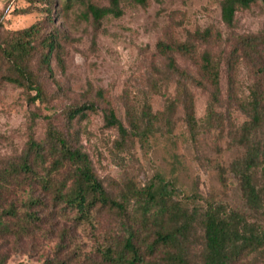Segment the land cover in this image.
I'll list each match as a JSON object with an SVG mask.
<instances>
[{"label": "rangeland", "instance_id": "obj_1", "mask_svg": "<svg viewBox=\"0 0 264 264\" xmlns=\"http://www.w3.org/2000/svg\"><path fill=\"white\" fill-rule=\"evenodd\" d=\"M64 1L52 0L50 21L45 0H0L2 41L40 22L42 35L58 34L61 42L52 52L49 67L41 64L39 52L32 59V69L45 90L43 101L30 100L37 95L36 89L7 78L8 66L0 57V167L21 155L31 131L43 140L53 125L88 153L112 194L119 195L131 181L149 182L159 170L169 179L174 177L181 196L194 194L201 202L215 198L246 209L231 165L251 142V135L246 137L243 131L249 119L246 103L264 75L260 68L264 59L255 53L262 48L260 37L251 54L242 42L247 36L264 35V0L237 10L232 25L223 20L222 0H148L147 4L120 0L117 8L112 0L76 1L70 6ZM90 4L110 11L96 19ZM208 28L213 31L209 41L193 38ZM161 40L192 41L196 48L191 53L174 52L178 68L173 70L159 52ZM205 50L221 62L218 90L200 71ZM261 82L264 87V76ZM172 100L176 103L169 126L165 114ZM190 101L196 116L194 135L188 123ZM90 103L94 109L69 117L71 109ZM108 108L129 129L150 111L159 118L162 136L155 145H142L132 136L123 140L118 129L106 122ZM168 129L173 140L163 133ZM256 132L252 134H258L264 144V126ZM51 205L40 214L52 218L38 223L33 234L0 237L4 264H82L71 258L75 253L82 259L90 256L87 264L101 260L97 249L108 242L116 219L105 214L97 226L78 223L74 214ZM191 240L190 252L200 263L203 246L198 227Z\"/></svg>", "mask_w": 264, "mask_h": 264}, {"label": "trees", "instance_id": "obj_2", "mask_svg": "<svg viewBox=\"0 0 264 264\" xmlns=\"http://www.w3.org/2000/svg\"><path fill=\"white\" fill-rule=\"evenodd\" d=\"M76 1L84 0L64 3L70 6ZM119 1L112 0V4L117 8ZM136 1L147 4L148 0ZM256 1L222 0L223 20L232 25L236 11L251 7ZM45 6L46 19L53 21L54 2L45 0ZM89 8L96 19L110 11L95 4ZM41 30V23L36 22L16 31L7 42L1 40L0 33V57L7 63V78L20 86L36 89L37 95L30 96L35 102L44 100L45 90L32 69L34 54L39 52L41 64L49 67L52 52L61 46L58 34L42 35ZM212 35L213 31L208 28L197 31L193 38L209 41ZM258 37L262 48L254 51L264 59V35L247 36L242 46L251 54L252 48L258 45ZM195 48L192 41L158 43L159 52L168 58V66L173 70L178 68L174 52L191 53ZM234 60L230 63L232 68ZM260 68L264 73V66ZM220 70L221 62L205 50L200 71L217 90ZM263 76L252 87L251 98L246 103L249 119L244 122L243 131L246 137L251 135V142L246 143L242 154L231 165L246 209L231 207L215 198L201 202L194 194L181 196L174 177L169 179L159 170L149 182L131 181L119 195L112 194L95 172L88 153L51 125L43 140L36 139L31 131L21 155L0 167V237L33 234L38 223H48L47 217L52 218L40 214L52 203L54 209L74 214L78 223H103L105 214L116 219L109 228L108 242L97 249L101 260L88 264H264V144L259 142L258 134H252L264 126ZM175 103L170 101L165 114V123L169 126ZM94 108L93 103L76 107L70 110L69 117L73 119ZM144 114L129 129L114 109H105L107 124L116 127L123 140L132 136L142 145H155L162 136L157 126L159 118L150 111ZM188 123L194 135L196 116L191 101ZM163 133L168 140H173L171 129ZM178 157L174 153L176 161ZM197 227L202 233L200 263L195 262L190 252L191 235ZM64 240L61 247L65 246ZM71 258L86 264V260H92L90 256L82 259L76 253ZM65 262L59 261V264Z\"/></svg>", "mask_w": 264, "mask_h": 264}]
</instances>
